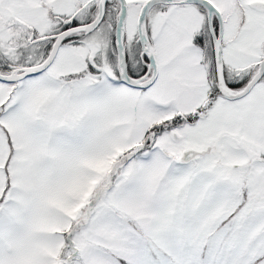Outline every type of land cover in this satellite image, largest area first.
<instances>
[{"label":"snow or ice","instance_id":"6c2138e0","mask_svg":"<svg viewBox=\"0 0 264 264\" xmlns=\"http://www.w3.org/2000/svg\"><path fill=\"white\" fill-rule=\"evenodd\" d=\"M0 264H264V0H0Z\"/></svg>","mask_w":264,"mask_h":264}]
</instances>
